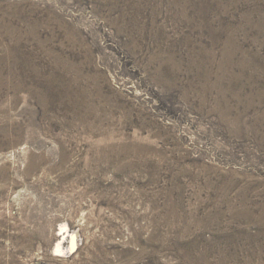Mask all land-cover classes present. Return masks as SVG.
Returning a JSON list of instances; mask_svg holds the SVG:
<instances>
[{"label":"rangeland","instance_id":"rangeland-1","mask_svg":"<svg viewBox=\"0 0 264 264\" xmlns=\"http://www.w3.org/2000/svg\"><path fill=\"white\" fill-rule=\"evenodd\" d=\"M0 264H264V0H0Z\"/></svg>","mask_w":264,"mask_h":264},{"label":"bare ground","instance_id":"bare-ground-1","mask_svg":"<svg viewBox=\"0 0 264 264\" xmlns=\"http://www.w3.org/2000/svg\"><path fill=\"white\" fill-rule=\"evenodd\" d=\"M65 227V226H64ZM63 229V228H62ZM71 239H73V235L71 236ZM58 250L62 251L63 248L60 247V244L57 245Z\"/></svg>","mask_w":264,"mask_h":264}]
</instances>
